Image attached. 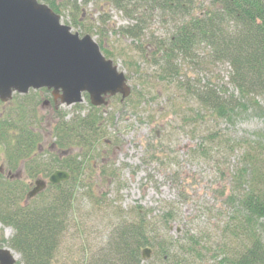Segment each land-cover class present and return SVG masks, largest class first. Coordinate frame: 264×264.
Segmentation results:
<instances>
[{
    "label": "rangeland",
    "instance_id": "rangeland-1",
    "mask_svg": "<svg viewBox=\"0 0 264 264\" xmlns=\"http://www.w3.org/2000/svg\"><path fill=\"white\" fill-rule=\"evenodd\" d=\"M55 1L61 22L81 36L91 35L102 53L125 72L132 89L126 100L120 94L107 96V105L102 106L105 121L97 130L99 138L90 151L86 146L63 147L73 155L86 151L88 155L81 170V188L72 202V219L61 237L59 262L88 264L91 255L107 248L118 224L137 222L141 215L160 235L147 245L152 249L151 258L142 260V264H173L184 259L186 264H213L211 258L222 244L227 184L241 152L227 146H239L245 138L257 140L256 133L264 131V117L248 101L240 100L246 104L245 108H239L230 118H221L198 105L194 97L184 93V87L180 88L186 84L192 91L198 83L217 86L223 83L229 94L238 96L229 83L228 63H206L181 56L173 62L182 73L166 79L160 77L163 61L158 52L162 48L155 44L168 46L179 16L173 17L160 8L145 10L146 1L130 3L129 9L134 10L131 16L103 0H76L77 8L66 3L67 0ZM194 9V13L202 12L199 5ZM135 25L143 31L139 38L124 33ZM199 52L202 58L208 56L204 48ZM35 94L33 90L27 95L15 94L0 105V125L3 122L12 125L0 135V164L5 167L2 175L7 177V172L12 170L19 172L20 184L27 186L39 176L47 179L54 170L47 176L41 173L30 176L21 166L22 160L11 167L14 160L10 158L13 151L10 145L20 136L18 122L36 117L42 153L38 157L45 159L60 153V149L52 148L58 140L55 130L61 122L60 114L66 123L85 116L91 109L87 98L72 106L59 103L61 106L55 113L52 106L43 107L40 95ZM256 98L264 109V94ZM34 107L36 115L32 113ZM212 133L218 138L215 144L220 148L207 141V135ZM167 211H172L174 218L163 226L162 216ZM13 235L14 229L0 222V238L6 241ZM161 239L172 244L169 259L162 260L159 256ZM0 246L9 248L2 241ZM86 255L88 260L84 261Z\"/></svg>",
    "mask_w": 264,
    "mask_h": 264
},
{
    "label": "trees",
    "instance_id": "trees-1",
    "mask_svg": "<svg viewBox=\"0 0 264 264\" xmlns=\"http://www.w3.org/2000/svg\"><path fill=\"white\" fill-rule=\"evenodd\" d=\"M141 1H146L145 10L148 7L160 8L173 17H180L168 46L163 48L162 43L155 44L157 48H162L161 53L158 52L162 54L160 59L163 61L161 78L182 73L173 62L181 56L206 63H228L231 66L229 83L238 96L229 94V89L223 83L222 86L198 83L192 91L186 84L180 85V88L184 87V93L194 97L198 105L221 118H230L236 110L245 108L246 104L240 100L248 101L249 106L264 117V109L256 100L258 95L264 94V0H204L203 3L202 0H103L124 10L127 16L134 11L129 9L130 3ZM44 2L56 13L59 12L55 0ZM66 3L74 4L73 7L77 8L76 0H67ZM196 5L202 8L200 14L193 12ZM124 33L135 38L143 35L138 25ZM203 48L208 56L202 58L199 50ZM105 53L109 54L107 50ZM84 98L89 100L88 94ZM90 105L91 109L85 116L74 117L66 123H63V114H60L61 122L55 130L58 139L55 147L60 149V153L50 154L49 158L35 157L41 139L35 127L36 118L16 125L20 129V136L14 145H10L13 149L10 158L14 160L11 167H16V163L22 160L30 176L40 173L47 176L56 168L64 169L71 175L68 181L49 184L45 191L25 202L30 186L0 173V222L14 229L10 239L5 241L0 238V241L20 254L17 264H62L58 256L61 237L72 219V202L81 188L79 182L84 159L99 138L97 130L105 121L102 106ZM33 111L36 112L35 109ZM11 127L10 123L3 122L0 135ZM256 134L258 138L255 141L245 138L239 146H227L231 150L238 148L241 152L229 176L225 205L227 213L221 226L222 244L218 253L211 258L213 264H264V131ZM206 139L209 144L220 148L215 144L218 140L215 133L208 134ZM207 141L204 140V144H208ZM65 145L86 146L89 150L81 153L84 155L81 159L80 154L65 152ZM23 199L24 203L20 204ZM139 218L137 222L118 224L107 248L91 255L88 264H142V247L150 245L151 240L160 235L159 230L145 220L146 217L139 215ZM173 218L172 211L165 212L162 216L163 226ZM159 243V256L162 260L169 259L172 244L167 239H161ZM86 260L87 255L84 256ZM184 260L173 264H186Z\"/></svg>",
    "mask_w": 264,
    "mask_h": 264
},
{
    "label": "water",
    "instance_id": "water-1",
    "mask_svg": "<svg viewBox=\"0 0 264 264\" xmlns=\"http://www.w3.org/2000/svg\"><path fill=\"white\" fill-rule=\"evenodd\" d=\"M124 71L107 59L94 38L73 32L61 16L39 0H0V99L29 89L53 90L56 99L72 106L84 101L87 93L93 106L107 104L106 96L131 94ZM49 101H45L48 104ZM3 167L0 166V172ZM15 176H12L14 179ZM70 179L65 170H56L49 180L36 179L26 195L27 202L46 190ZM150 247L142 258H151ZM19 255L0 247V264H17Z\"/></svg>",
    "mask_w": 264,
    "mask_h": 264
},
{
    "label": "flooded vegetation",
    "instance_id": "flooded-vegetation-1",
    "mask_svg": "<svg viewBox=\"0 0 264 264\" xmlns=\"http://www.w3.org/2000/svg\"><path fill=\"white\" fill-rule=\"evenodd\" d=\"M34 93H36V94H39L40 95V98H41V100H42V106L44 107H46V106H48L49 108H50V106H52V109L51 110H54V112L56 113V112H58L59 111V107H58V101H57V99H55L54 97H53V94H52V90H50V89H47V88H41V89H37V90H34L33 91ZM31 93V92H30ZM17 94V93H16ZM35 94V95H36ZM19 95H23V94H19ZM15 96V95H14ZM44 97H46V99L44 98ZM45 100H49L50 101V103H48V104H45L44 103V101ZM5 102H2V100L0 99V105H3ZM35 109V107L33 108V110ZM32 110V113H33V115H36V114H34V111ZM2 113H0V119H1V117H2V115H1ZM37 114H39V112H37ZM39 116H40V114H39ZM31 118H36L35 116H32ZM52 148H53V150H55V151H58L57 150V148L55 147V145L53 144V146H52ZM41 150V148H40V144L37 146V153H35L36 155H35V157H37L41 152H39ZM36 151V150H35ZM42 154V153H41ZM38 158H41L42 159V157H41V155L38 157ZM47 158H49V156L47 157ZM56 170H59L58 168H56ZM60 170H62V169H60ZM59 170V171H60ZM49 177V176H48ZM31 185V184H30Z\"/></svg>",
    "mask_w": 264,
    "mask_h": 264
}]
</instances>
